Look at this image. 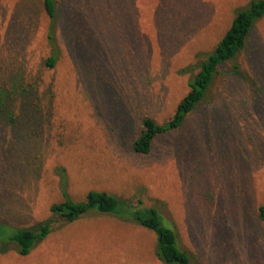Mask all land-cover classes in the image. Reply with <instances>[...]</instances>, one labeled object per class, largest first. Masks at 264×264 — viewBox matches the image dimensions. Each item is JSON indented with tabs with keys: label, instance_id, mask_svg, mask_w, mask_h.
Listing matches in <instances>:
<instances>
[{
	"label": "rangeland",
	"instance_id": "374dc122",
	"mask_svg": "<svg viewBox=\"0 0 264 264\" xmlns=\"http://www.w3.org/2000/svg\"><path fill=\"white\" fill-rule=\"evenodd\" d=\"M249 1L55 0L54 24L41 0H0V222L51 221L28 255L7 245L0 264H162L133 223L51 215L61 170L73 201L96 190L157 209L195 264H264V17L182 128L146 156L131 147L142 117L170 118L182 70Z\"/></svg>",
	"mask_w": 264,
	"mask_h": 264
},
{
	"label": "trees",
	"instance_id": "16d2710c",
	"mask_svg": "<svg viewBox=\"0 0 264 264\" xmlns=\"http://www.w3.org/2000/svg\"><path fill=\"white\" fill-rule=\"evenodd\" d=\"M41 3L48 20L55 24L57 21L55 0H41ZM263 17L264 0H250L237 10L229 27L212 50L198 54L196 64L182 70V73L191 74L187 81L188 90L175 106L170 118L161 124L146 116L141 118L138 134L131 145L134 153L148 155L158 136L182 128L186 119L203 103L219 67L233 62L242 55L251 30ZM56 62L57 55L51 54L44 60V66L51 70ZM24 91L28 93L26 89ZM61 172L63 200L50 206L51 215L62 218L68 224L89 212L116 217L154 234L153 255L162 264H195L192 256L181 249L173 228L157 209L144 205L140 198L121 199L109 192L96 190L89 191L82 201H73L64 190V170ZM256 216L264 224V205L256 207ZM50 225L51 221L48 220L34 228L16 229L0 222V254L7 251V245H13L19 256L28 255L48 237L51 232Z\"/></svg>",
	"mask_w": 264,
	"mask_h": 264
}]
</instances>
